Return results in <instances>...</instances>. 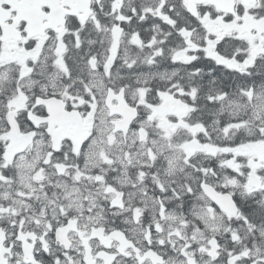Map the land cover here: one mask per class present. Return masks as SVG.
<instances>
[{
    "label": "snow or ice",
    "instance_id": "6c2138e0",
    "mask_svg": "<svg viewBox=\"0 0 264 264\" xmlns=\"http://www.w3.org/2000/svg\"><path fill=\"white\" fill-rule=\"evenodd\" d=\"M0 264H264V0H0Z\"/></svg>",
    "mask_w": 264,
    "mask_h": 264
}]
</instances>
